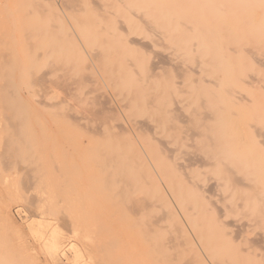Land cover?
<instances>
[{
  "label": "rangeland",
  "instance_id": "1",
  "mask_svg": "<svg viewBox=\"0 0 264 264\" xmlns=\"http://www.w3.org/2000/svg\"><path fill=\"white\" fill-rule=\"evenodd\" d=\"M106 1L107 26L93 30L88 16L98 8L95 0H80L75 7L64 0H0V264H151L153 252L142 242V212L129 217L125 207L133 201L143 204L154 200L145 179L150 184L154 180L162 191L199 254L203 238L194 239L189 232L196 218L190 220L184 214L181 195L185 190L179 185L190 187L198 182L205 190L199 191L205 202L223 204L219 198L225 193L221 189H210V194L206 188L217 181V171L197 160L212 155L205 147V138L218 135L213 128H231L235 117L230 110L249 103L228 100L224 88L228 75L220 76L224 82L201 84L197 75L181 74L182 67L197 64L178 58L175 52L174 61L158 64L155 72L161 75L151 80L153 87L144 84L135 94L136 86L142 85L143 61L154 60L152 50H172L123 44L128 31L140 24L128 11H148L146 2L152 0ZM10 26L16 28L15 33ZM18 60L20 71L15 64ZM31 71L37 79L45 78L34 83ZM16 79L22 87L18 88ZM200 89L209 98L197 102ZM236 91V95L250 99L259 88L240 84ZM162 92L171 96L172 112L158 111L159 101L147 103L146 95L162 96ZM97 95L109 101L100 114L95 113L103 107L93 100ZM67 113L77 117V125V119L71 123L65 118ZM245 132L246 139L240 138L241 153L248 151L253 141L261 140L257 136L252 139L247 129ZM226 133L220 135L228 138ZM133 160L138 163L133 164ZM236 218L247 221L241 215ZM168 223L169 219L162 222L165 226ZM234 228H224L234 236V246H248L250 255L256 256L243 261L258 264L261 259L264 264V236L257 238L259 232L264 235V225L238 230V234ZM250 238L255 244L249 243ZM53 247L58 254H51ZM220 252L209 248L206 255L200 254L202 263L229 264L225 258L230 254Z\"/></svg>",
  "mask_w": 264,
  "mask_h": 264
},
{
  "label": "bare ground",
  "instance_id": "2",
  "mask_svg": "<svg viewBox=\"0 0 264 264\" xmlns=\"http://www.w3.org/2000/svg\"><path fill=\"white\" fill-rule=\"evenodd\" d=\"M79 2L80 0H64V3L71 7L77 6ZM95 3L98 7L96 12H90V15L88 16L89 22H91V29L93 30H97L99 27L102 28L103 26L106 27L108 22L107 1L95 0ZM146 4L150 8L148 11H142V8H138L140 5H137L138 9L136 8V11H128V16L135 17L140 24L134 26L133 29L128 31L127 36L123 40L124 46L129 47V45L135 44L139 47L141 46L143 49L159 46L164 49L169 48L172 51L165 53L156 49L152 50L151 53L153 54L154 60L143 61L142 85L136 86L137 89L134 92L135 94L141 90L144 84H148L147 86L151 85V88L153 87L151 80L153 78H158L161 75L155 72L158 69V64L161 65V62H164V66L167 65V62L174 61L172 56L174 55L173 52H175V55L178 56V58L186 57V60L194 61L197 64L188 67L186 66L185 68L182 67L181 74L185 75L191 73L197 75L201 84L224 82L220 76L228 75V77L230 76V79H225L224 83V88L230 94H228V97L230 96V99L228 100H230L232 104L243 103L246 100L249 103L248 106L244 104L239 108H232V110H230L231 116L235 117V120L231 124V128H228V130L225 129L224 131H221L218 125L213 128L212 131L217 132L218 135L205 138V147L207 151L212 153V155L207 157V160L201 158L197 160L202 163L204 162V164L213 167L214 171H217V181L209 183L206 185V188L208 189L207 192L218 188L225 193V195H222L219 198L223 202L222 206L214 205L213 202H205L204 197L199 194V191L204 190V188L198 185V182H192L190 187H185L181 184L178 185L183 191L185 190L181 195L183 209L185 210L184 214L187 213L190 220L196 218V225L191 231L189 230V232L194 239L197 238L201 240V238H203L204 243L200 254L202 256L206 255L209 248L215 247L217 250L221 251L220 254L222 255H225V253L230 254L226 255L225 258V261L229 262V264L230 260L233 264H252V262H244L243 260L244 258H247V256L248 258L250 256L252 259L250 260L249 258V260L252 261L253 257L256 256L254 254V256L250 255L251 251L248 246H234V236H229L228 232L224 231V228L228 226L235 227L234 229H237L238 234V230L243 231L245 228L264 225V0H152L150 3L146 2ZM126 5L129 8L131 3L128 1L126 2ZM10 25L13 27L12 23ZM12 27L10 26L11 29ZM14 29L16 30V28H13L12 31ZM13 40H15V38ZM9 41H11V39H9ZM187 54H189L188 57ZM155 59L159 63L156 62ZM20 63L21 61L19 60L15 62L19 71L20 66L17 64ZM83 67L81 66L82 69ZM22 69L23 65L21 70ZM173 72L175 73L176 71L174 70ZM30 74V80L34 83L35 81H39L40 78V82L45 78V75H42L37 79L32 71ZM21 78L23 79V77ZM16 80L15 82L18 84V88L20 85L22 87L21 81L19 79ZM240 84L257 87L259 88V93L252 95L250 99H245L241 95H236L239 94L236 90L239 88ZM257 85H259V87ZM168 88L171 87L167 86V89ZM200 90V94L196 98L197 102L202 101V97H206V99L209 98L205 95L208 93H205L202 89ZM4 91H6V89ZM165 92H162V96L156 93L152 96L146 95L148 99L147 103L149 100L153 101V103L159 101L158 111L161 113L173 111L172 105L174 102H172L171 96H165ZM62 94H65V97L68 96L64 92ZM65 100L66 99L64 98V101ZM93 100H95V103H97L99 107L103 106L101 109H98V112L95 111L97 114H100V110H105L109 103L104 95H97ZM28 101L31 102L30 100ZM65 102L67 103V101ZM222 102V99L219 100L221 108ZM57 104L55 103L54 105ZM22 106L24 107V105H21V107ZM70 107L69 104L68 110ZM112 111H115L114 107H112L111 112ZM30 112L33 113V111ZM94 115L97 116L96 114ZM94 115L92 116L95 118ZM7 116H9V114H7ZM64 116H66V119L70 118V121L72 119H74V121L77 119L74 115L68 116V113L67 115L64 114ZM98 118H100V116ZM206 118L207 116L205 119ZM78 122L79 120L77 119V122L75 121L76 125ZM120 126L116 128L118 129ZM145 126L146 125H144V127ZM146 128H148V126ZM95 129L98 128L95 127ZM245 129L250 132L252 139L257 136L261 140L259 143L252 140L253 142L251 143L249 150L241 153L240 150L242 149V143L240 142V138L246 139ZM120 130H122V128ZM123 130L125 132L126 128ZM225 131L227 132L226 136H228V138H225L222 134L220 135V133ZM162 144L163 143H161V145ZM166 150L168 153V149ZM189 159L192 160L191 158ZM132 162L133 164L138 163L136 160H133ZM145 184L149 186L151 192L153 191L154 200L151 202H144L143 204L133 201L129 204L126 203L127 205H125V207L127 208L129 217L139 216L138 213L140 211L142 212L144 218L139 220L142 222V224L140 223L142 225L141 234L144 238L142 242L147 243L146 246H148L153 252V255H150V257L154 262L152 261L151 264H156L157 262L160 264H203L200 254L191 245L187 231L183 227L179 218L169 208V203L165 199L162 191L156 188L157 185H155L154 180H151L150 184L145 179ZM241 188L246 190H241ZM209 193L211 194V192ZM187 194H190L188 199H186ZM121 199H123L124 202L125 198L123 197ZM34 200H36V198L33 199V201ZM124 204H122V206ZM146 209H151L152 211L144 212ZM159 212L162 213L159 214ZM239 215L246 217L247 221L243 222L241 218H236ZM166 219H169L167 226L162 224ZM35 225L38 227L43 226L42 224ZM136 225L138 224L136 223ZM259 233L261 234V232ZM168 234H170V236L166 237ZM260 234L257 235V238H262L264 236L263 234ZM254 239L251 240L250 238V242H248L254 243ZM262 240H264V238H262ZM242 241L243 244H247V241ZM256 241L258 242L259 240ZM73 252L75 254L77 253V251ZM56 253L57 247H53L51 254L54 255ZM154 253H157V256ZM260 261L262 260L260 259ZM260 261H257L258 264ZM261 263L262 262H260V264Z\"/></svg>",
  "mask_w": 264,
  "mask_h": 264
}]
</instances>
